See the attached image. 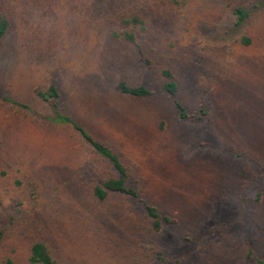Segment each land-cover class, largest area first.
<instances>
[{
	"label": "rangeland",
	"instance_id": "374dc122",
	"mask_svg": "<svg viewBox=\"0 0 264 264\" xmlns=\"http://www.w3.org/2000/svg\"><path fill=\"white\" fill-rule=\"evenodd\" d=\"M238 6L249 16L236 26ZM162 12L157 38L138 34L139 47L94 33L68 9L31 12L5 38L0 94L29 112L0 105V259L27 264L31 240L42 239L59 264H255L249 252L264 260V0H187ZM160 67L176 75L183 105L208 108L205 119L179 121L162 94L118 92L119 81L156 88ZM51 83L60 111L114 150L128 185L138 182L176 224L153 232L136 200L90 196L85 154L36 95Z\"/></svg>",
	"mask_w": 264,
	"mask_h": 264
},
{
	"label": "trees",
	"instance_id": "16d2710c",
	"mask_svg": "<svg viewBox=\"0 0 264 264\" xmlns=\"http://www.w3.org/2000/svg\"><path fill=\"white\" fill-rule=\"evenodd\" d=\"M157 1L154 7L145 10L141 7L126 5L120 0H0V53L3 42L15 25L25 20L31 12L41 16H48L59 9H68L81 15L83 22L95 33H103L113 41L139 47L140 41H154L159 29L163 26L167 16L164 10H181L187 0H153ZM235 25L243 24L248 18L247 9L238 6L233 9ZM243 43L248 45L251 41L243 38ZM147 64L154 65L147 61ZM157 71L161 83L156 88H149L143 84H132L128 81L117 83L118 92L126 97L137 100H148L157 94L166 96L172 103L175 117L184 123H194L205 119L209 110L200 104L197 109L191 110L178 99L179 81L176 75L167 68ZM36 95L45 102L51 112L47 121L55 126L68 128L76 138L80 150L85 154L91 171L92 178L88 185L90 196L103 202L114 195H123L137 201L143 211L144 218L153 232H160L164 227L176 224L173 218L162 216L157 208L148 204L141 194L137 182L130 187V176L126 166L119 155L93 137L72 116L60 111L61 95L56 84H49L44 89H37ZM0 105H4L15 114L29 112V107L13 98L0 94ZM261 194H257L255 202H259ZM6 229L0 224V245L3 242ZM248 256L254 258L255 264H264V260L254 257L252 252ZM157 258L162 260V255L157 253ZM0 264H15L13 259L6 257L0 259ZM27 264H59L51 246L42 239H32L28 247ZM64 264H83L79 262H66ZM163 264V262H162Z\"/></svg>",
	"mask_w": 264,
	"mask_h": 264
}]
</instances>
